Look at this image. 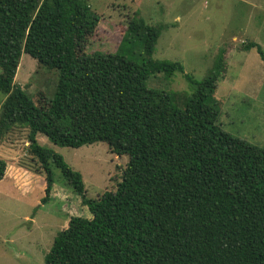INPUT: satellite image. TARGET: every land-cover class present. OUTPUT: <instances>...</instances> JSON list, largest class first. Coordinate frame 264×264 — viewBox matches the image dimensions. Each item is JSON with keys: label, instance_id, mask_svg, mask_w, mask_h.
Here are the masks:
<instances>
[{"label": "trees", "instance_id": "16d2710c", "mask_svg": "<svg viewBox=\"0 0 264 264\" xmlns=\"http://www.w3.org/2000/svg\"><path fill=\"white\" fill-rule=\"evenodd\" d=\"M98 22L86 0H0V140L28 129V153L44 175L41 202L55 167L90 215L68 218L44 264H264V146L218 123L223 52L202 81L185 75L195 89L178 109L145 84L155 72H183L151 57L162 26L128 22L119 50L139 43L135 61L121 51L86 52ZM242 48L264 61L258 44ZM23 53L58 72L52 98L14 83ZM38 134L67 148L104 142L127 156L120 181L87 198L80 174ZM5 171L0 158V180Z\"/></svg>", "mask_w": 264, "mask_h": 264}, {"label": "rangeland", "instance_id": "374dc122", "mask_svg": "<svg viewBox=\"0 0 264 264\" xmlns=\"http://www.w3.org/2000/svg\"><path fill=\"white\" fill-rule=\"evenodd\" d=\"M99 17L86 52L106 54L121 51L139 61L141 49L119 50L128 22L143 19L161 25L152 59L179 63L183 72H155L145 84L170 96L175 108L182 109L186 96L202 81L216 56L223 52L226 71L219 80L214 100L220 106L218 123L227 133L257 147L264 146V61L255 48L244 51L247 43L258 44L264 53V0H86ZM135 45V44H134ZM131 50V51H130ZM58 72L48 70L22 54L14 83L32 97H53ZM0 92V108L4 100ZM28 129L14 127L0 140V158L6 171L0 180V264H44L53 240L66 228L71 216H84L80 198L65 184L53 167L55 196L44 197V175L28 153ZM42 147L62 156L80 174L86 197L95 199L116 187L127 156L111 153L104 142L79 148L60 147L38 134ZM77 203H73V202Z\"/></svg>", "mask_w": 264, "mask_h": 264}, {"label": "crops", "instance_id": "0c3cea01", "mask_svg": "<svg viewBox=\"0 0 264 264\" xmlns=\"http://www.w3.org/2000/svg\"><path fill=\"white\" fill-rule=\"evenodd\" d=\"M5 177H6V175H5ZM55 186H56V185H54L53 188H52V190H51L50 199H53V198H54V199L62 198V197H63V193H64V192L67 193V191H66L65 189H63V191H62V192H63L62 195H59V194H61V193H59V194H58V197L55 196V195H56V194H55V189H56ZM73 203L75 204V203H77V202L74 201ZM82 211H83V213L86 214V215H84V217H87V218L90 217V215L88 214V212H87V210H86L85 207H83Z\"/></svg>", "mask_w": 264, "mask_h": 264}]
</instances>
